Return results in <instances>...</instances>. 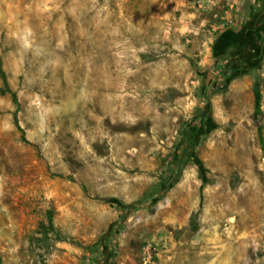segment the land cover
Instances as JSON below:
<instances>
[{"label":"rangeland","instance_id":"1","mask_svg":"<svg viewBox=\"0 0 264 264\" xmlns=\"http://www.w3.org/2000/svg\"><path fill=\"white\" fill-rule=\"evenodd\" d=\"M253 9L0 0V264H264V53L214 54Z\"/></svg>","mask_w":264,"mask_h":264},{"label":"flooded vegetation","instance_id":"2","mask_svg":"<svg viewBox=\"0 0 264 264\" xmlns=\"http://www.w3.org/2000/svg\"><path fill=\"white\" fill-rule=\"evenodd\" d=\"M263 19L264 18H261L257 25L261 24ZM260 29L261 28H256L252 24L241 29L239 33H241L243 37L240 38L239 43L235 42L233 35H226L223 37L222 40L223 43L225 40V46L224 49L220 51L218 57L223 54V51L230 49L229 61L226 65L227 69L225 74L239 69L255 68L258 70L260 67L258 62L264 53V35L260 32Z\"/></svg>","mask_w":264,"mask_h":264},{"label":"trees","instance_id":"3","mask_svg":"<svg viewBox=\"0 0 264 264\" xmlns=\"http://www.w3.org/2000/svg\"><path fill=\"white\" fill-rule=\"evenodd\" d=\"M259 27L260 28H264V19H263V21H262V23L260 24ZM226 35H230V36L233 35L234 38H235V42H237V43H239L240 38L243 37V35L241 33H239V32H234V31H230V30L223 32L221 35H219V37L216 39V43L214 44V54H215L216 57H218L220 51H222L224 49L225 40H224V43H223L222 39ZM260 62H261V59L259 60L258 64H260ZM258 70H259V68H258ZM0 76H1V78L3 80H5V76H4V73H3L2 69H1V66H0ZM13 96L15 98V95H13ZM188 146H189V153L192 156L193 155L192 154V152H193V148H192L193 147V143H192L191 140H189ZM118 205L120 207H122V208H125V207L128 206V205H124V204L119 203V202H118ZM121 222L122 221L119 220L117 222L112 223L109 226V229L107 230V232L102 236V239H103L102 245L104 243L103 246H105L103 248V253H104L105 256H108L110 258L113 257L115 255V253H116V248L117 247H116V243H115V234H116V232H117L116 230H117L118 226L121 224Z\"/></svg>","mask_w":264,"mask_h":264},{"label":"crops","instance_id":"4","mask_svg":"<svg viewBox=\"0 0 264 264\" xmlns=\"http://www.w3.org/2000/svg\"><path fill=\"white\" fill-rule=\"evenodd\" d=\"M258 7V6H257ZM254 11H253V13H252V19L251 20H249L248 21V23L246 24V26L245 27H241L240 29H238L237 31L235 30V32H239L241 29H244V28H246L249 24H252V25H254L256 28H260L259 26H260V24L259 25H257V23H258V21L261 19V18H264V13H262V10H264V9H260L259 11L256 9H253ZM264 12V11H263ZM256 25H255V24ZM260 32H262V34L264 35V28H261L260 29ZM228 50V49H227Z\"/></svg>","mask_w":264,"mask_h":264},{"label":"water","instance_id":"5","mask_svg":"<svg viewBox=\"0 0 264 264\" xmlns=\"http://www.w3.org/2000/svg\"><path fill=\"white\" fill-rule=\"evenodd\" d=\"M257 72H259V70H257ZM152 198V197H151Z\"/></svg>","mask_w":264,"mask_h":264}]
</instances>
